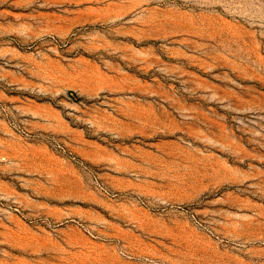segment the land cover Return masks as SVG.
Here are the masks:
<instances>
[{
	"label": "rangeland",
	"instance_id": "1",
	"mask_svg": "<svg viewBox=\"0 0 264 264\" xmlns=\"http://www.w3.org/2000/svg\"><path fill=\"white\" fill-rule=\"evenodd\" d=\"M0 264H264V0H0Z\"/></svg>",
	"mask_w": 264,
	"mask_h": 264
}]
</instances>
